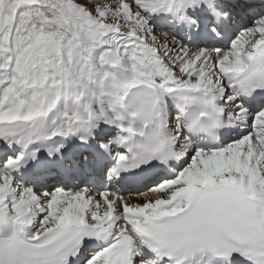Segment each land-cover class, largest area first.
<instances>
[{
	"label": "snow or ice",
	"instance_id": "obj_1",
	"mask_svg": "<svg viewBox=\"0 0 264 264\" xmlns=\"http://www.w3.org/2000/svg\"><path fill=\"white\" fill-rule=\"evenodd\" d=\"M0 264H264V0H0Z\"/></svg>",
	"mask_w": 264,
	"mask_h": 264
}]
</instances>
